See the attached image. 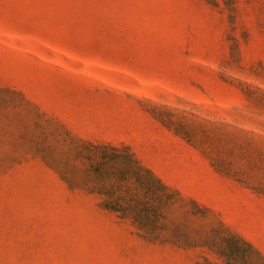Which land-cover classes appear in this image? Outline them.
I'll list each match as a JSON object with an SVG mask.
<instances>
[{
  "label": "rangeland",
  "instance_id": "1",
  "mask_svg": "<svg viewBox=\"0 0 264 264\" xmlns=\"http://www.w3.org/2000/svg\"><path fill=\"white\" fill-rule=\"evenodd\" d=\"M81 139L209 207L191 245L102 208ZM220 222L264 254V0H0V264H197Z\"/></svg>",
  "mask_w": 264,
  "mask_h": 264
},
{
  "label": "trees",
  "instance_id": "2",
  "mask_svg": "<svg viewBox=\"0 0 264 264\" xmlns=\"http://www.w3.org/2000/svg\"><path fill=\"white\" fill-rule=\"evenodd\" d=\"M85 159L89 179L85 185L100 196V206L130 221L150 241L167 236L191 245L190 217H206L212 210L166 184L144 165L127 145L81 139L77 151ZM184 209L179 219L176 211ZM195 245L206 247L217 260L203 256L197 264H264V254L250 240L223 222L201 235Z\"/></svg>",
  "mask_w": 264,
  "mask_h": 264
}]
</instances>
